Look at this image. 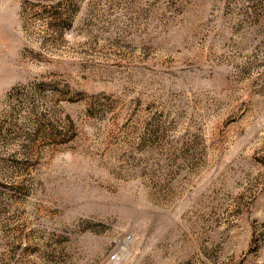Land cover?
<instances>
[{"label":"rangeland","instance_id":"1","mask_svg":"<svg viewBox=\"0 0 264 264\" xmlns=\"http://www.w3.org/2000/svg\"><path fill=\"white\" fill-rule=\"evenodd\" d=\"M0 264H264V0H0Z\"/></svg>","mask_w":264,"mask_h":264},{"label":"built area","instance_id":"2","mask_svg":"<svg viewBox=\"0 0 264 264\" xmlns=\"http://www.w3.org/2000/svg\"><path fill=\"white\" fill-rule=\"evenodd\" d=\"M120 258H121V255L118 253V251L113 252V253L111 254V256H110V260H111L112 262H117V261L120 260Z\"/></svg>","mask_w":264,"mask_h":264},{"label":"bare ground","instance_id":"3","mask_svg":"<svg viewBox=\"0 0 264 264\" xmlns=\"http://www.w3.org/2000/svg\"><path fill=\"white\" fill-rule=\"evenodd\" d=\"M127 254V251H126V247L124 246H122L121 247V255H122V258H124V256Z\"/></svg>","mask_w":264,"mask_h":264}]
</instances>
